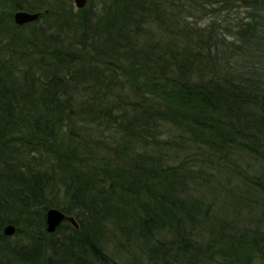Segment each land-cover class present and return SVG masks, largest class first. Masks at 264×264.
Masks as SVG:
<instances>
[{
    "label": "trees",
    "instance_id": "trees-1",
    "mask_svg": "<svg viewBox=\"0 0 264 264\" xmlns=\"http://www.w3.org/2000/svg\"><path fill=\"white\" fill-rule=\"evenodd\" d=\"M72 3L0 0V264H264V0Z\"/></svg>",
    "mask_w": 264,
    "mask_h": 264
},
{
    "label": "water",
    "instance_id": "water-1",
    "mask_svg": "<svg viewBox=\"0 0 264 264\" xmlns=\"http://www.w3.org/2000/svg\"><path fill=\"white\" fill-rule=\"evenodd\" d=\"M87 3V0H73L76 9H82ZM40 16L39 12H27L18 10L13 13V22L17 26L30 24L35 22ZM69 222L74 228H78V224L73 216L66 215L56 208H49L45 212V230L48 233H53L61 222ZM15 233V227L12 224H7L3 228L5 236H12Z\"/></svg>",
    "mask_w": 264,
    "mask_h": 264
},
{
    "label": "rangeland",
    "instance_id": "rangeland-1",
    "mask_svg": "<svg viewBox=\"0 0 264 264\" xmlns=\"http://www.w3.org/2000/svg\"><path fill=\"white\" fill-rule=\"evenodd\" d=\"M90 0H88V2H89ZM95 4H98L101 0H92ZM78 9H76V7L74 6V4L72 3V6H71V11H72V13H75L76 11H77ZM43 23V19H39V21L36 23V24H38V25H40V24H42ZM70 32V31H69ZM0 61H2V57H1V55H0ZM105 134H107V133H105ZM108 250H110V251H115V247L112 245V244H110L109 245V249ZM122 253L123 254H125V251H122ZM117 254V253H116ZM115 253H114V256H118V255H116ZM121 258L120 257H116V260H120ZM121 261V260H120Z\"/></svg>",
    "mask_w": 264,
    "mask_h": 264
},
{
    "label": "flooded vegetation",
    "instance_id": "flooded-vegetation-1",
    "mask_svg": "<svg viewBox=\"0 0 264 264\" xmlns=\"http://www.w3.org/2000/svg\"><path fill=\"white\" fill-rule=\"evenodd\" d=\"M23 26V25H22ZM21 27V26H20Z\"/></svg>",
    "mask_w": 264,
    "mask_h": 264
}]
</instances>
